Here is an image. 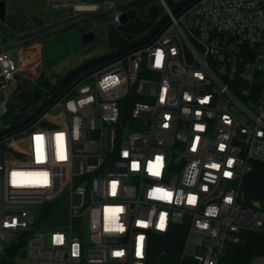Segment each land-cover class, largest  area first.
Instances as JSON below:
<instances>
[{
	"label": "built area",
	"instance_id": "built-area-1",
	"mask_svg": "<svg viewBox=\"0 0 264 264\" xmlns=\"http://www.w3.org/2000/svg\"><path fill=\"white\" fill-rule=\"evenodd\" d=\"M44 1L64 10L65 25L98 19L107 31L140 17L138 0ZM159 1L165 13L146 34L168 18L150 40L84 69L0 140V264H225L227 243L264 230L262 205L242 189L254 163H264V0H193L175 13L179 0ZM131 8L137 17L122 23ZM6 42L0 116L15 74L38 58ZM61 196L66 220L40 222ZM175 231L170 250L160 241Z\"/></svg>",
	"mask_w": 264,
	"mask_h": 264
},
{
	"label": "trees",
	"instance_id": "trees-1",
	"mask_svg": "<svg viewBox=\"0 0 264 264\" xmlns=\"http://www.w3.org/2000/svg\"><path fill=\"white\" fill-rule=\"evenodd\" d=\"M171 1L173 6L174 1L176 0ZM135 3L139 4L137 6L140 9V17L125 24H122L118 28H109L106 31L105 41L108 45L109 51L115 50L119 47H122L128 43L137 40L153 28V20H150L149 18H147V16L142 17L144 15L143 12L150 6H152V0H138ZM12 16L14 15L11 14L6 19L7 25L10 22V19H13ZM70 26L76 25L68 24L65 25V28H68ZM7 28L8 26L0 24V31H3L4 34L8 33ZM52 42L56 43L59 41L54 40ZM61 77H58L55 82H52L49 77L40 74L39 77L35 80V82H23V89L25 90L26 98L29 100V102H18L17 107H13L12 105L8 104L7 112L0 116V130H2L8 125L16 123L17 121L26 117L30 112H32L52 90L55 83L59 81ZM242 189L247 200L259 201L262 205V208L264 209L263 162L257 161L254 163L252 170L244 178ZM47 210L48 206H45L43 212H46ZM179 240L180 237L175 231V233H172L167 238L162 239L160 242L162 244L171 245V247L169 248L171 250L172 246ZM23 245L24 242L19 241L16 243L15 248L18 250L19 248L23 247ZM255 254H262L264 256V230L243 232L241 234V239L239 242L227 243L223 262L225 264H250V260ZM167 257L169 258L173 256H164L165 259H167ZM9 259L10 258L4 259L1 264H11Z\"/></svg>",
	"mask_w": 264,
	"mask_h": 264
},
{
	"label": "rangeland",
	"instance_id": "rangeland-1",
	"mask_svg": "<svg viewBox=\"0 0 264 264\" xmlns=\"http://www.w3.org/2000/svg\"><path fill=\"white\" fill-rule=\"evenodd\" d=\"M17 1L18 0H14V2L16 3ZM166 1L170 6H172L171 0ZM21 3L22 2L19 1V3H17L18 6ZM34 3L37 7L42 8V10L45 11L46 9L47 11L49 10L51 13L56 14L52 9L46 7V2L44 0H34ZM136 5L139 4L137 3ZM151 5H155L158 7L160 11L159 15L165 13V10L159 0H152ZM14 9L15 8H13V10ZM146 10L143 12L144 15L142 17L146 16ZM94 22H96V20ZM1 36L2 38L9 40V36H4L3 31L1 32ZM105 37L106 36L103 29L98 26L96 27V40L88 44L82 43L77 26H70L65 30L55 32L49 36L43 37L42 75L49 77L52 82H55L58 77L64 76L70 69L74 68L84 59H89L91 57L106 53L109 49L105 41ZM54 40L59 42H52ZM25 81L26 80L23 79V82ZM8 104L12 105L13 107L18 106L17 93L10 94L8 98ZM3 151L4 148L0 145V152ZM50 206L51 209L47 215L48 218H44L40 222L53 226L61 225L66 220V196H61L60 198L54 200L53 202H51ZM36 224H39V221H37ZM85 239H89L88 233H85ZM194 252L195 249L193 245L190 244L188 246L187 253L192 255L194 254Z\"/></svg>",
	"mask_w": 264,
	"mask_h": 264
},
{
	"label": "water",
	"instance_id": "water-1",
	"mask_svg": "<svg viewBox=\"0 0 264 264\" xmlns=\"http://www.w3.org/2000/svg\"><path fill=\"white\" fill-rule=\"evenodd\" d=\"M193 0H179L178 3L173 7L172 12L175 13L179 9H181L184 5L190 3ZM10 9V4H7V0H0V24L7 26V12ZM159 13V9L157 6L152 5L148 8L146 12L147 18L150 20H154L155 16ZM137 17V11L135 8H131L128 11L121 14V22L125 23L129 19H134ZM168 16H165L156 26L155 28L146 34L145 36L128 43L122 47H119L110 52H106L89 59H86L72 68L67 74L62 76L59 81L55 83L52 90L47 94V96L37 105V107L30 112L26 117L17 121L14 124L8 125L2 130H0V140L5 136H8L15 131L21 129L22 127L31 123L34 119H36L42 112L46 111L53 101L60 95V93L64 90V88L84 69L91 67L95 64L107 61L109 59L115 58L123 53L129 52L130 50L137 48L148 40H150L162 27V25L166 22ZM78 33L82 43L88 44L95 40L96 34L95 29L91 21H86L77 26ZM2 37L0 35V45H1ZM16 87L13 93H17V101L20 103H28L29 100L26 98L25 90L22 85V76L17 73L15 74ZM3 92H5L3 90ZM24 255V250L22 249L20 252V256Z\"/></svg>",
	"mask_w": 264,
	"mask_h": 264
},
{
	"label": "crops",
	"instance_id": "crops-1",
	"mask_svg": "<svg viewBox=\"0 0 264 264\" xmlns=\"http://www.w3.org/2000/svg\"><path fill=\"white\" fill-rule=\"evenodd\" d=\"M19 1L22 3L18 4ZM16 5H15V4ZM7 0V4H10V9L7 12V18L13 14V19H10L8 23V33L4 36H9V41H14L17 43H22V46L27 51H35L38 53L37 65L33 68L25 69L20 75L23 79L30 82H35V80L42 74V48H43V37L49 36L55 32H60L65 30V24L63 22L62 16L64 14L63 9H52L56 14L51 13L49 10L39 8L35 5L34 0ZM47 8L51 9L47 4ZM14 6V7H13ZM15 8L13 10V8ZM95 19V18H94ZM96 20V22H94ZM93 20V26L96 34V27L99 26L98 19ZM105 36L106 30L102 28ZM0 31V35H1ZM2 37V36H1ZM3 39V38H2ZM96 40V38H95ZM94 40V41H95ZM6 42V43H7ZM5 98V92L0 90V102ZM47 225V224H46ZM53 226V225H47ZM56 226V225H55Z\"/></svg>",
	"mask_w": 264,
	"mask_h": 264
},
{
	"label": "snow or ice",
	"instance_id": "snow-or-ice-1",
	"mask_svg": "<svg viewBox=\"0 0 264 264\" xmlns=\"http://www.w3.org/2000/svg\"><path fill=\"white\" fill-rule=\"evenodd\" d=\"M161 60H162V54L161 53H157V56H156V66L159 67L160 64H161ZM42 139L41 137H37V140H40ZM59 140H62V136L61 137H58ZM125 155H127V153H125ZM61 159H64V155L61 154L60 156ZM38 162H39V159H38ZM232 162L229 161V164H231ZM133 167H136V165H133ZM212 167H217V165H212ZM153 175H159V172L156 171V172H153L152 173ZM225 175H231V173H228V172H225ZM113 191L115 192V185H113ZM157 191H159V189H157ZM189 203H194L195 202V198L194 197H190L189 198ZM117 211H122V210H117ZM160 224L158 225L159 228L163 229L164 228V216L161 215V218H160ZM206 227V225H205ZM118 230L122 231L123 230V227L121 226ZM140 241L142 242L143 241V237L141 236L140 238ZM57 241H62V237H57ZM75 254V253H74ZM115 255L117 256H122L123 253L122 252H116ZM137 255L140 256L142 255V244L140 246H138V249H137Z\"/></svg>",
	"mask_w": 264,
	"mask_h": 264
}]
</instances>
